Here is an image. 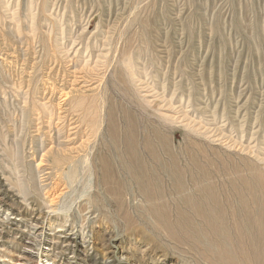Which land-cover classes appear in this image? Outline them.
I'll return each instance as SVG.
<instances>
[{"label": "rangeland", "instance_id": "obj_1", "mask_svg": "<svg viewBox=\"0 0 264 264\" xmlns=\"http://www.w3.org/2000/svg\"><path fill=\"white\" fill-rule=\"evenodd\" d=\"M263 180L264 0H0V264H257L157 214L255 230Z\"/></svg>", "mask_w": 264, "mask_h": 264}, {"label": "bare ground", "instance_id": "obj_2", "mask_svg": "<svg viewBox=\"0 0 264 264\" xmlns=\"http://www.w3.org/2000/svg\"><path fill=\"white\" fill-rule=\"evenodd\" d=\"M261 183L263 184L264 180ZM146 194L148 195V193ZM185 203L189 211H178L174 220L168 218L165 209H159L163 213L158 212L157 214L158 225L166 230L169 238L177 242L191 243L206 250L208 258L217 257L221 262L222 254L229 257L232 247L235 250H239V248L242 250L243 243H247L250 248L254 245H260L262 249L259 252L257 264H264V227L253 230L250 224L243 227L229 226L223 220L226 217V212L222 209V206H202L200 204L199 206H193V201L189 199H185ZM237 211V215H240L242 219H248L251 212V210H247L245 213H241L240 209H237ZM233 227L236 229L235 234L232 232ZM232 238L235 242H232ZM254 248H257V246Z\"/></svg>", "mask_w": 264, "mask_h": 264}]
</instances>
